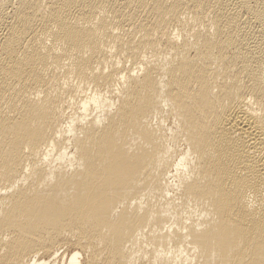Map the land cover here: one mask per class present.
Instances as JSON below:
<instances>
[{
	"label": "bare ground",
	"instance_id": "bare-ground-1",
	"mask_svg": "<svg viewBox=\"0 0 264 264\" xmlns=\"http://www.w3.org/2000/svg\"><path fill=\"white\" fill-rule=\"evenodd\" d=\"M0 264H264V0H0Z\"/></svg>",
	"mask_w": 264,
	"mask_h": 264
}]
</instances>
